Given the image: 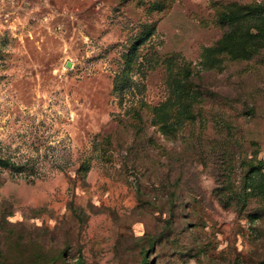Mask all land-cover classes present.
Instances as JSON below:
<instances>
[{
	"label": "rangeland",
	"instance_id": "1",
	"mask_svg": "<svg viewBox=\"0 0 264 264\" xmlns=\"http://www.w3.org/2000/svg\"><path fill=\"white\" fill-rule=\"evenodd\" d=\"M0 264H264V0H0Z\"/></svg>",
	"mask_w": 264,
	"mask_h": 264
}]
</instances>
